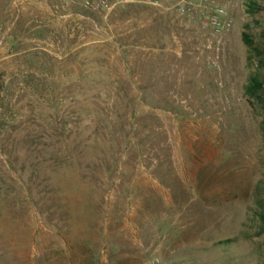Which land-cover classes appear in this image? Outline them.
I'll use <instances>...</instances> for the list:
<instances>
[{
	"label": "rangeland",
	"instance_id": "obj_1",
	"mask_svg": "<svg viewBox=\"0 0 264 264\" xmlns=\"http://www.w3.org/2000/svg\"><path fill=\"white\" fill-rule=\"evenodd\" d=\"M244 3L215 39L165 9L0 0V264H264Z\"/></svg>",
	"mask_w": 264,
	"mask_h": 264
},
{
	"label": "built area",
	"instance_id": "obj_2",
	"mask_svg": "<svg viewBox=\"0 0 264 264\" xmlns=\"http://www.w3.org/2000/svg\"><path fill=\"white\" fill-rule=\"evenodd\" d=\"M70 4L95 16L107 15L123 5L146 6L173 11L179 18L197 24L210 37L223 39L234 21L232 12L235 0H69ZM151 264H163L155 259Z\"/></svg>",
	"mask_w": 264,
	"mask_h": 264
},
{
	"label": "trees",
	"instance_id": "obj_3",
	"mask_svg": "<svg viewBox=\"0 0 264 264\" xmlns=\"http://www.w3.org/2000/svg\"><path fill=\"white\" fill-rule=\"evenodd\" d=\"M264 0H245V13L253 17L258 14L262 9ZM241 40L247 51L246 61L248 64H256L257 68L264 67V54L263 51L259 50L252 38L245 32L241 35ZM264 92V81H261L255 75H251L248 78L247 84L244 88V95L247 97L249 102H255V104L261 106L264 112V103L262 101V94ZM262 223L264 224V216H259Z\"/></svg>",
	"mask_w": 264,
	"mask_h": 264
}]
</instances>
